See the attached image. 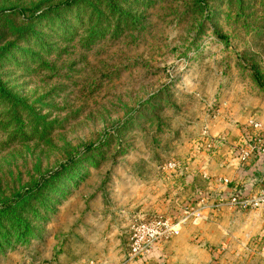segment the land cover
Masks as SVG:
<instances>
[{
	"label": "rangeland",
	"instance_id": "374dc122",
	"mask_svg": "<svg viewBox=\"0 0 264 264\" xmlns=\"http://www.w3.org/2000/svg\"><path fill=\"white\" fill-rule=\"evenodd\" d=\"M263 57L264 0H0V264H122L154 216L187 221L136 264H264L226 205Z\"/></svg>",
	"mask_w": 264,
	"mask_h": 264
},
{
	"label": "built area",
	"instance_id": "2783aa9c",
	"mask_svg": "<svg viewBox=\"0 0 264 264\" xmlns=\"http://www.w3.org/2000/svg\"><path fill=\"white\" fill-rule=\"evenodd\" d=\"M264 63V57H263ZM249 127L254 131H261L262 136L254 138V144L250 146L248 143L245 147L239 150V161L241 163L248 162V160L255 154L258 155L260 165L264 170V128L260 122L252 121ZM264 174V173H263ZM262 186L257 195L250 198H241L239 195L230 198L226 205L238 207L239 209H262L264 208V176L259 181ZM224 184L228 186L231 181L224 180ZM225 204H219L224 206ZM187 220H181L177 223L172 220L154 216L152 218L138 217L131 226L129 232V249L126 258L122 264H136L143 262L155 250L157 245L163 241H168L180 235L183 224ZM90 264H95L91 262Z\"/></svg>",
	"mask_w": 264,
	"mask_h": 264
},
{
	"label": "crops",
	"instance_id": "0c3cea01",
	"mask_svg": "<svg viewBox=\"0 0 264 264\" xmlns=\"http://www.w3.org/2000/svg\"><path fill=\"white\" fill-rule=\"evenodd\" d=\"M252 121L260 122L264 128V125L261 121L252 119L250 122ZM241 132L243 134L242 136L244 137L246 144L248 143L250 146H252L251 144L255 141L254 137L262 136L261 131H254L249 126L248 128H242ZM260 163L261 162L259 160L258 155L255 154L248 160V162H245L243 164L239 162V164L243 165V167L237 169V171L234 173V176L232 177L234 178V183L238 185L236 186L237 189L240 190V192H242V194H244L245 196L252 197L257 195L262 187L259 181L264 176V170Z\"/></svg>",
	"mask_w": 264,
	"mask_h": 264
},
{
	"label": "trees",
	"instance_id": "16d2710c",
	"mask_svg": "<svg viewBox=\"0 0 264 264\" xmlns=\"http://www.w3.org/2000/svg\"><path fill=\"white\" fill-rule=\"evenodd\" d=\"M66 4H70V2H66ZM8 209H6V212H11L10 214H12V213H15V211H16V208H14V207H7Z\"/></svg>",
	"mask_w": 264,
	"mask_h": 264
}]
</instances>
